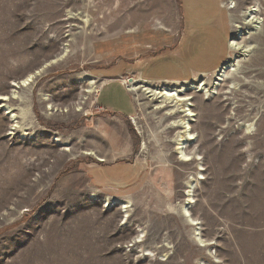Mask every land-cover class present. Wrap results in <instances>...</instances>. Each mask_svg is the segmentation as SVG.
<instances>
[{"label": "rangeland", "instance_id": "1", "mask_svg": "<svg viewBox=\"0 0 264 264\" xmlns=\"http://www.w3.org/2000/svg\"><path fill=\"white\" fill-rule=\"evenodd\" d=\"M219 1L230 43L243 27L237 40L254 47L249 57L229 44L223 66L237 69L152 82L133 67L150 51L121 54L122 40L136 46L180 35L182 0H0V98L16 91L10 106L21 126L14 129L0 100V264H264V24L256 33L243 24L254 6L264 21V0ZM39 70L36 82L13 87ZM114 73L133 98V118L98 110ZM139 81L219 84L218 96L192 94L189 162L176 152L180 129L156 109L159 100L129 90ZM114 90L102 103H115ZM116 163L146 165L147 176L120 190L89 178L90 167ZM193 181L197 226L182 210Z\"/></svg>", "mask_w": 264, "mask_h": 264}, {"label": "crops", "instance_id": "2", "mask_svg": "<svg viewBox=\"0 0 264 264\" xmlns=\"http://www.w3.org/2000/svg\"><path fill=\"white\" fill-rule=\"evenodd\" d=\"M182 12L183 27L180 35L162 33L159 38L154 37V42L149 40L151 43L147 41L146 44L137 43L136 46L133 45L135 42H125V38L122 40L121 54L133 53L138 49V52L142 53L143 50L150 51L149 57L133 65L134 70L138 71L137 76L152 82L184 81L191 80L196 75L213 73L225 64L229 56L230 32L228 16L220 1L182 0ZM158 40L161 41L160 44ZM115 50L111 48V51ZM108 55L109 53L104 54ZM114 83L119 84L117 90L113 89L119 95L118 99L111 105L102 103L105 96L113 92L110 87ZM97 103L100 107L98 110L104 114L122 118H133L137 114L133 98L117 73H114L102 88ZM147 167L116 163L90 167L92 170L88 175L100 189H132L147 176Z\"/></svg>", "mask_w": 264, "mask_h": 264}, {"label": "bare ground", "instance_id": "3", "mask_svg": "<svg viewBox=\"0 0 264 264\" xmlns=\"http://www.w3.org/2000/svg\"><path fill=\"white\" fill-rule=\"evenodd\" d=\"M233 3V2H232ZM260 9L257 6H254L253 8L248 9L244 21V25H248L249 30L258 31L261 29V26H263L264 21L262 22V18L260 17ZM238 29V33L235 35V39L230 43V47H232L234 50H238L246 54L247 58L253 51L254 47L244 44L243 42H239V40L242 38V33L244 32L242 30L243 27L236 26ZM240 30V31H239ZM248 31V30H247ZM246 31V32H247ZM240 33V34H239ZM250 33V32H249ZM254 34V32H253ZM256 35V34H255ZM246 58V57H245ZM238 66L237 64L232 65H225L223 66L220 71L224 72L226 69L233 68ZM237 69V67L235 68ZM234 72L236 70H233ZM42 70L36 71L35 73H32L28 75L25 79H23L20 82H15L13 84V87L16 89H22L24 87H27L28 85L34 83L37 81L38 77L41 76ZM224 80V79H222ZM221 80V81H222ZM127 81V80H125ZM133 80H129V83H132ZM92 85V83H91ZM221 86V85H220ZM129 90L133 93H143L144 95H147L148 97H151L153 100H159V103L157 104L156 109H166L167 114L173 117V122L171 123L172 127L179 128L180 130L176 134V152L179 154L180 159L184 162H189L192 160L190 148L193 145V143L197 140L195 135V127L193 125V122H196V119L198 117L196 106L193 102L192 94H195L197 92H202L206 95V97H214L218 96L220 94V87L219 84L216 83L214 87L207 88V83H200L197 86L196 85H190L189 87H169L164 86L160 88H155L149 85L146 82L139 81L137 83H134L132 85H129ZM87 93H91V91H87ZM204 95V96H205ZM19 98L16 95V91L13 92L12 95L1 97L0 100L5 102L3 107L6 108L7 112L11 115L12 121L15 123L14 129L20 128L19 122L17 121L18 117L13 114L14 110L10 103H12L13 100ZM44 100L50 101L51 100L46 96ZM81 104V103H80ZM79 106V105H78ZM48 109L57 112L59 108L56 107L55 104H51L48 106ZM62 112H68V110H62ZM179 117H176L178 116ZM245 126V125H244ZM247 126V125H246ZM252 126L246 127L248 130ZM245 128V127H244ZM253 129V127L251 128ZM250 129V130H251ZM252 132V131H251ZM250 132V133H251ZM61 143V142H60ZM145 148V147H144ZM66 152H72L71 148H66ZM86 155L91 156L93 158L99 159L100 161H104L105 159L101 158L96 151H88V153L85 152ZM199 158V156H198ZM200 171L203 170V168L200 165ZM200 175V174H199ZM195 181L191 182L187 187V199L185 200V204L182 207L183 215L187 218V221L192 226L199 225V222L191 215L190 213V207L193 202V193H194V183ZM127 210L131 209V205L129 203L126 204L124 207ZM129 212V211H128ZM128 212H126L125 218L129 217ZM197 241L201 244V246H207L208 243L206 240L203 239L200 232H197ZM141 236L138 238V242H141Z\"/></svg>", "mask_w": 264, "mask_h": 264}, {"label": "water", "instance_id": "4", "mask_svg": "<svg viewBox=\"0 0 264 264\" xmlns=\"http://www.w3.org/2000/svg\"><path fill=\"white\" fill-rule=\"evenodd\" d=\"M131 81H132V79H131Z\"/></svg>", "mask_w": 264, "mask_h": 264}]
</instances>
